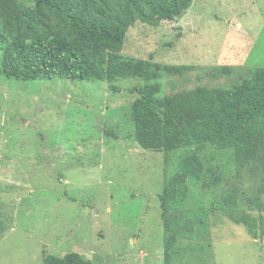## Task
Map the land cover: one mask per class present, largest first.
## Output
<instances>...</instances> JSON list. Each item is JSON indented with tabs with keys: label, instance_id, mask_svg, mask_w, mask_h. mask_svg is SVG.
<instances>
[{
	"label": "rangeland",
	"instance_id": "374dc122",
	"mask_svg": "<svg viewBox=\"0 0 264 264\" xmlns=\"http://www.w3.org/2000/svg\"><path fill=\"white\" fill-rule=\"evenodd\" d=\"M1 48L0 264H43L69 253L94 264H165L160 195L182 152L167 166L163 153L136 141L131 89L144 81L119 80L114 92L100 81L8 79ZM122 53L193 68L163 74L161 98L231 87L264 67V0H194L176 21L131 27ZM223 66L234 73L223 74ZM227 181L193 185L187 206H210ZM209 229L179 239L174 264H264V240L245 226L218 212Z\"/></svg>",
	"mask_w": 264,
	"mask_h": 264
},
{
	"label": "trees",
	"instance_id": "16d2710c",
	"mask_svg": "<svg viewBox=\"0 0 264 264\" xmlns=\"http://www.w3.org/2000/svg\"><path fill=\"white\" fill-rule=\"evenodd\" d=\"M193 1L35 0L26 6L0 0L2 73L8 79L100 81L114 92L119 80L144 81L131 89L138 96L131 106L136 141L163 153L167 166L182 152L160 195L165 264H174L179 239L209 236L210 216L218 212L245 226L253 240H264V67L231 87L199 86L161 98L157 80L163 74L184 76L193 68L122 53L131 27L176 21ZM223 180L229 181L210 206H187L193 185L217 188ZM43 264L94 263L69 253L48 255Z\"/></svg>",
	"mask_w": 264,
	"mask_h": 264
}]
</instances>
